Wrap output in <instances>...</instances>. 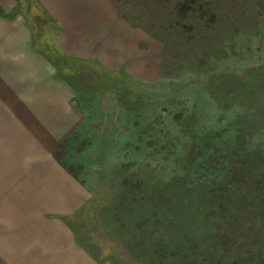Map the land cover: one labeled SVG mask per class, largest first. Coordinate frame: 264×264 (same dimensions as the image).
Wrapping results in <instances>:
<instances>
[{"label":"rangeland","instance_id":"obj_1","mask_svg":"<svg viewBox=\"0 0 264 264\" xmlns=\"http://www.w3.org/2000/svg\"><path fill=\"white\" fill-rule=\"evenodd\" d=\"M21 1L45 26L37 3ZM159 1L123 0L133 22L146 17L154 79L94 66L67 76L86 122L65 159L90 196L68 224L99 263L208 248L225 168L243 155L245 175L264 177V0H208L214 24L190 14L184 29Z\"/></svg>","mask_w":264,"mask_h":264},{"label":"crops","instance_id":"obj_2","mask_svg":"<svg viewBox=\"0 0 264 264\" xmlns=\"http://www.w3.org/2000/svg\"><path fill=\"white\" fill-rule=\"evenodd\" d=\"M21 2L0 0V264H108L68 224L90 196L54 156L86 122L67 76L94 66L154 79L158 50L119 0H38L45 26Z\"/></svg>","mask_w":264,"mask_h":264},{"label":"trees","instance_id":"obj_3","mask_svg":"<svg viewBox=\"0 0 264 264\" xmlns=\"http://www.w3.org/2000/svg\"><path fill=\"white\" fill-rule=\"evenodd\" d=\"M35 2L38 6V0ZM119 2L125 8L124 20L132 27L140 28L151 35L150 30L142 25L146 19L145 15L136 16L133 22L128 15L126 4L123 0ZM159 5H167L170 8L167 15L183 29L181 22L190 14H196L201 21L211 25L216 20L208 0H162ZM22 6L24 5L21 2L20 11L30 19L31 13L24 11ZM43 14L45 17V13ZM0 17L8 16L0 10ZM52 59L55 63L56 56ZM78 133L68 137L54 151V156L76 179L78 178L73 173L72 166L65 158L66 148L73 145ZM243 160V155H237L225 168L221 176V195L218 201L212 202L208 208L207 219L214 223L213 243L199 251L198 243L191 242L186 251L177 248L170 254L157 246V257L161 259L162 264H264V177L248 178L245 175ZM132 189L137 190V186ZM157 245L162 244L159 242ZM165 257H170V262L165 263Z\"/></svg>","mask_w":264,"mask_h":264}]
</instances>
